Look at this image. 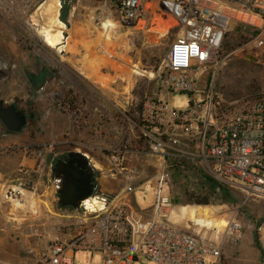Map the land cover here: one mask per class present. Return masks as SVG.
<instances>
[{
    "label": "rangeland",
    "instance_id": "obj_1",
    "mask_svg": "<svg viewBox=\"0 0 264 264\" xmlns=\"http://www.w3.org/2000/svg\"><path fill=\"white\" fill-rule=\"evenodd\" d=\"M60 1L61 21L67 24L70 35V46L65 51L40 46L25 24L0 15V99L34 113V122L24 130L34 132L37 151L48 152V155L43 153L47 164L41 174L34 169L29 178L18 179L26 185H35L32 212L17 208L20 206L15 203L17 209L0 201V258L14 262L24 260L28 246L42 251L65 226L77 225L72 216L78 211L57 203L51 167L58 154L74 150L80 141L95 147L90 150L94 164L99 167H93L97 171L94 197H108L123 184L108 175V157L124 141L134 146L135 133L130 129L133 122H139L141 108L134 111L137 120L129 113L137 109L136 103L146 96L161 97L173 108L189 105L190 94L161 89L156 79V68L179 32L160 5L144 2L141 18L121 26L105 20L104 0L77 1L69 22H66L67 11L72 2ZM97 27L109 30L110 39L105 40ZM241 33L252 37V29L234 21L224 43L225 62L215 90L225 101L264 93V52L241 49L245 41ZM44 65L47 69L41 73ZM70 91L81 101L74 110L60 106L61 97ZM200 95L197 91V98ZM8 135L11 132L0 124V136ZM139 164L145 182L133 190L131 200L138 210L147 213L159 193L155 176L158 162L154 157L143 155ZM190 166L185 164L188 171L183 168L179 174L171 171L173 192L168 183L162 184L160 194L172 197L173 221L195 232L193 227L200 224H194L197 218H210L214 228L221 230L224 219L234 217L241 223V236L235 243L222 244L223 264H264V251L254 242L255 233L260 234L264 201L253 196L245 202L238 189L212 182ZM3 188L0 185V196ZM223 190L235 199V206H230L228 198L221 199ZM70 234L61 233L63 237ZM215 240L220 241L218 237ZM102 259L99 250H77L73 264H102ZM133 264L155 263L138 255Z\"/></svg>",
    "mask_w": 264,
    "mask_h": 264
},
{
    "label": "built area",
    "instance_id": "obj_2",
    "mask_svg": "<svg viewBox=\"0 0 264 264\" xmlns=\"http://www.w3.org/2000/svg\"><path fill=\"white\" fill-rule=\"evenodd\" d=\"M77 1L70 0L72 6L67 11L66 22L74 13ZM104 1L105 20L121 26L141 18L144 2L160 5L162 12L175 22L179 32L156 68V79L161 89L190 94L189 105L178 109L161 97L146 98L139 122L131 125L134 146L124 141L108 157V175L123 184L112 195L97 197L103 201V207L84 212L76 209L78 216L72 218L77 225L65 226L61 232H70V236L57 234L42 251L28 246L22 262L0 258V264H73L77 250L101 251L102 264H133L138 255L155 264H223L222 244L239 240L242 230L239 220L225 218L219 235L202 236L187 231L171 218L172 197L161 195L160 191L162 184L168 183L173 192L171 171L179 174L189 163L192 170L217 184L238 189L245 202L253 196L264 201V93L225 101L215 90L225 62L224 43L234 21L256 31L240 48L264 52V0ZM41 2L0 0V15L25 24L40 46L55 50L39 35V21L32 19ZM59 4L58 18L62 20L60 0ZM197 91L201 92L200 98ZM93 148L96 149L80 141L74 150L83 152L91 167L97 169L90 155ZM30 155L36 159L35 171L41 174L47 159L40 150ZM143 155L154 157L158 162L155 176L159 193L147 213L138 210L131 200L133 190L145 182L139 164ZM3 187L1 202L14 208L12 200L21 188L29 197H25V207L18 208L30 211L28 202L34 196V184L26 185L21 180ZM259 240L264 248V221Z\"/></svg>",
    "mask_w": 264,
    "mask_h": 264
},
{
    "label": "water",
    "instance_id": "obj_3",
    "mask_svg": "<svg viewBox=\"0 0 264 264\" xmlns=\"http://www.w3.org/2000/svg\"><path fill=\"white\" fill-rule=\"evenodd\" d=\"M247 58L255 59L247 55ZM0 99V122L11 132L19 131L25 116L13 105L4 106ZM55 180L57 203L61 207H72L85 211V202L94 196L97 187L96 175L88 157L80 150L67 152L66 160L56 159L51 167Z\"/></svg>",
    "mask_w": 264,
    "mask_h": 264
},
{
    "label": "bare ground",
    "instance_id": "obj_4",
    "mask_svg": "<svg viewBox=\"0 0 264 264\" xmlns=\"http://www.w3.org/2000/svg\"><path fill=\"white\" fill-rule=\"evenodd\" d=\"M59 6H60L59 0H44L43 2L38 4V6L35 9V12L32 14V19L35 22L39 21V24L41 26L38 30L39 35H41L44 38V41L49 47L54 48L58 52L65 51L69 49L70 46L68 43L70 39V35L67 32L68 31L67 24L63 23V21H61L58 18ZM236 17L246 18L244 16H239V15H236ZM97 29L103 34L105 40L110 39L109 30L103 29L101 27H97ZM22 190L23 189L19 188L18 191L16 192L17 198L12 200L13 206L15 203L16 206L19 205L20 207H25L24 204L25 201H27L26 198L27 196L29 197V194L25 191L26 194L24 193L25 195H23ZM33 202H34L33 198L28 202L29 210L31 212L32 209L30 208V205H33ZM85 207L89 211L101 209L103 207V201L97 197H93L85 202ZM174 214H175V208L172 212L171 218L174 217ZM203 220H205L206 223H202ZM196 223H200V224L193 227L194 231L200 233L202 236H211L213 234L219 235L220 230L214 228L210 218L208 219L197 218L194 224Z\"/></svg>",
    "mask_w": 264,
    "mask_h": 264
},
{
    "label": "crops",
    "instance_id": "obj_5",
    "mask_svg": "<svg viewBox=\"0 0 264 264\" xmlns=\"http://www.w3.org/2000/svg\"><path fill=\"white\" fill-rule=\"evenodd\" d=\"M46 69L45 65L41 67V73ZM11 134L7 137L0 136V185L3 186L17 182L18 179L29 178L30 174L32 176L36 162V159L26 152V148L35 145L34 132L29 133L24 130L20 133L11 132ZM116 191L117 189L110 195Z\"/></svg>",
    "mask_w": 264,
    "mask_h": 264
},
{
    "label": "trees",
    "instance_id": "obj_6",
    "mask_svg": "<svg viewBox=\"0 0 264 264\" xmlns=\"http://www.w3.org/2000/svg\"><path fill=\"white\" fill-rule=\"evenodd\" d=\"M247 27L252 29V36L256 34V31L253 28H251L249 26H247ZM241 36L244 37L245 40L248 39L247 38L248 36L243 35V33H241ZM223 51H224V48H223ZM70 94H71V96L65 98V102H63V105L66 104V103H69L70 106H69L68 110H74L79 105H81V101L79 100V98L76 95H73L72 91H70ZM259 95H261V94H255V95H252V97H256V96H259ZM146 98H147L146 96H143L142 100H140V101H138L136 103V108L137 109H132V111L129 113V116L133 120H137V117L135 116L134 111L139 110L142 107L143 100H145ZM206 178L209 179L210 181L214 182L209 177H206ZM220 195H221V199H223V200L228 198V201H230V206H235L236 205L235 199L233 197L230 198L229 193H228L227 190H223V193L220 194ZM70 208H72V207H70ZM263 221H264V216L262 217L260 222L263 223ZM254 242H255L256 246H258L259 248H261L264 251V248L262 247V245L260 243L259 234L258 233H255Z\"/></svg>",
    "mask_w": 264,
    "mask_h": 264
},
{
    "label": "flooded vegetation",
    "instance_id": "obj_7",
    "mask_svg": "<svg viewBox=\"0 0 264 264\" xmlns=\"http://www.w3.org/2000/svg\"><path fill=\"white\" fill-rule=\"evenodd\" d=\"M38 78H40V77H38ZM73 93V92H72ZM73 95H75V93H73ZM69 96H71V94H70V92L69 93H67L66 94V96L65 97H61V102H60V106H62V107H64V109H66V110H68V108H69V106H70V104L69 103H66V104H64L63 105V102H65V98L66 97H69ZM4 102V101H3ZM4 106H9V105H13V106H15V108L17 109V110H19V111H22L23 112V114H24V116H25V123H24V125H23V127L19 130V131H17L16 133H20V132H22L25 128H26V126L29 124V123H32V122H34V120H33V118H34V116L32 115L33 114V112L32 111H30L29 113H27L26 111H24V110H22V109H19L18 107H17V105L16 104H14V103H5L4 102V104H3ZM0 124L2 125V123L0 122ZM3 126V125H2ZM7 130V129H6ZM9 132H11V131H9ZM40 151H42V150H40ZM69 150H65V151H63V152H61L60 154H58L57 156H56V158H55V160H54V162L56 161V159H58V158H60V159H62V160H66V158H67V152H68ZM37 152V150H36V147H35V145H32L31 147H28V154L30 155L31 153H36ZM42 153H46V151L44 150V151H42ZM48 153V152H47ZM45 154V155H48V154ZM92 168V167H91ZM93 169V168H92ZM93 172L95 173V175H96V171L93 169Z\"/></svg>",
    "mask_w": 264,
    "mask_h": 264
}]
</instances>
